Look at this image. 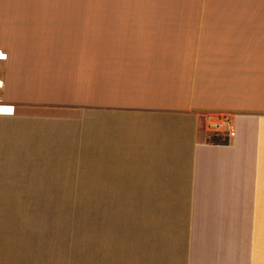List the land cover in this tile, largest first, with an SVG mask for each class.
<instances>
[{"label": "crops", "instance_id": "1", "mask_svg": "<svg viewBox=\"0 0 264 264\" xmlns=\"http://www.w3.org/2000/svg\"><path fill=\"white\" fill-rule=\"evenodd\" d=\"M26 14L0 8V264H27L25 183L86 186V264H264V6Z\"/></svg>", "mask_w": 264, "mask_h": 264}, {"label": "rangeland", "instance_id": "2", "mask_svg": "<svg viewBox=\"0 0 264 264\" xmlns=\"http://www.w3.org/2000/svg\"><path fill=\"white\" fill-rule=\"evenodd\" d=\"M25 17L29 8L70 7L104 8L120 6H264V0H24ZM21 3V0H0V8ZM26 117L37 119L40 108L29 109ZM26 112V110H25ZM44 122L25 118V136L47 133ZM25 200V263L86 264V186H21ZM3 191H0L2 196ZM11 210V207H10ZM18 219L17 217L15 220ZM10 216L3 222L16 225ZM1 222V221H0ZM0 228V250L15 247ZM34 250V251H33ZM5 257L0 255V258ZM14 258V256H12Z\"/></svg>", "mask_w": 264, "mask_h": 264}, {"label": "built area", "instance_id": "3", "mask_svg": "<svg viewBox=\"0 0 264 264\" xmlns=\"http://www.w3.org/2000/svg\"><path fill=\"white\" fill-rule=\"evenodd\" d=\"M5 53L0 49V112L11 108L4 99V81L2 78ZM203 129L209 135H220L227 140L235 136V126L231 114L227 112H205L200 116Z\"/></svg>", "mask_w": 264, "mask_h": 264}, {"label": "trees", "instance_id": "4", "mask_svg": "<svg viewBox=\"0 0 264 264\" xmlns=\"http://www.w3.org/2000/svg\"><path fill=\"white\" fill-rule=\"evenodd\" d=\"M207 141L210 143H225L226 139L220 135H209Z\"/></svg>", "mask_w": 264, "mask_h": 264}]
</instances>
